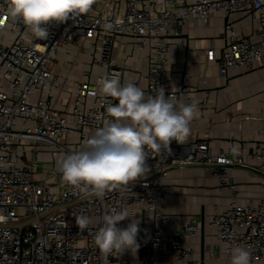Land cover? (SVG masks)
<instances>
[{"label": "built area", "instance_id": "obj_1", "mask_svg": "<svg viewBox=\"0 0 264 264\" xmlns=\"http://www.w3.org/2000/svg\"><path fill=\"white\" fill-rule=\"evenodd\" d=\"M120 1L124 4L121 17L115 13L113 0H96L89 13L50 24L48 38L39 40L21 22L10 20L8 0H0V264H131L123 253L102 255L94 237L104 214L126 211L131 216L136 208L155 223L149 235L139 239L141 258L137 264H169L165 260L168 253L176 263L198 264L190 259L192 251L187 244L200 227L196 220L186 222L176 236L163 235L169 225L163 209L167 169L191 164L214 165L213 175L230 192L228 206L214 215L209 225L217 231L226 261L231 249L240 245L251 251V264L264 263V180L259 203L243 208L236 205L234 186L226 176L229 167L242 166L249 158L264 177V142L250 152L237 147L238 154H234L233 147L213 153L202 141L174 149L177 143L173 141L171 153H149L146 163L151 171L147 176L130 182L123 190L106 192L103 198L85 194L63 181L36 178L47 171L38 172L32 163H25L28 153L45 149L53 162L51 174L57 176L55 158L78 149L67 143L68 136L78 133L85 144L102 127L108 104L118 101L102 97L96 81L108 75L119 76L123 82L124 71L130 66L129 55L118 61L112 58L118 38L133 41L131 60L142 58L143 51L147 53L146 74L130 79L146 95H155L163 88L166 96H175L178 101L191 99L193 89L167 83L170 63L166 38L178 37L189 23L207 24L213 16L229 19L252 13L258 38V44H251L230 27L225 50L218 57L213 49L206 53L208 62L217 63L220 76L225 77L228 70L252 72L264 66V48L263 53L260 51L264 44V0ZM106 22L114 28L106 31ZM86 43V55L91 56L96 72L80 70L78 81L68 87V79L53 74L50 66L60 50L72 47L69 73L81 60ZM68 89L72 97L64 115L56 103ZM54 91L56 95H52ZM35 92L39 96L32 101ZM79 215L91 219L87 229L77 226ZM118 227L123 228V221Z\"/></svg>", "mask_w": 264, "mask_h": 264}, {"label": "crops", "instance_id": "obj_2", "mask_svg": "<svg viewBox=\"0 0 264 264\" xmlns=\"http://www.w3.org/2000/svg\"><path fill=\"white\" fill-rule=\"evenodd\" d=\"M113 1L115 13L121 17L124 4L120 0ZM252 16V13L238 14L229 19L213 16L207 24L200 21L189 23L178 37L166 38L170 63L167 83L169 85L181 83L193 89L191 99L183 102L195 101L200 112L199 117L191 124L188 140L184 144L173 145L174 149L177 145L185 146L202 141L213 153L226 151L230 147H241L244 152H250L253 147L264 142V66L252 72L228 70L226 76L222 77L217 63L208 62L206 59L209 49H213L216 57L225 50L227 30L230 27L239 33L241 39L258 44L255 35L256 23ZM12 39L11 36L10 40ZM132 44L131 39L118 38L113 47L114 61H118L123 55H129L130 66L124 71L123 82L139 74L145 75L147 72L146 51H143L142 58L136 60L133 57L131 60ZM262 45L260 51L263 53L264 44ZM88 48L89 45L86 43L80 54L81 60L73 65L69 73L67 69L71 59L68 53H73L72 47L60 50L50 66L53 74L68 79V87H72L78 81L80 70L90 69L96 72V68L91 66V56L86 55ZM56 94L55 91L52 92V95ZM38 96L39 93L35 92L31 100H36ZM71 97L69 89L57 97L56 108L64 115L70 108ZM66 141L68 144L77 145L78 149L84 147L78 133L72 132ZM58 158L54 160L55 170ZM24 161L32 163L38 172L40 169L47 171L44 176L36 178L62 182L61 174L57 176L51 174L53 162L47 150L38 149L28 153ZM256 168V162L245 158L242 166H233L226 170L228 181L234 186L235 203L239 207L256 206L259 203L264 177ZM164 192L163 209L169 218V225L163 230V235L176 236L186 222L194 219L203 226L202 229L199 227L195 237L187 242L192 251L190 259L198 264H231V260L225 259L217 231L209 226L211 218L226 209L230 196V192L220 186L218 177L213 175L212 167L168 168ZM132 215L139 221L137 236L139 244V239L147 237L155 223L145 219L139 208L134 209ZM130 222V219H125L123 228ZM122 257L131 264H137L141 258L140 247L136 252L126 250ZM165 260L169 264H179L170 253L165 256Z\"/></svg>", "mask_w": 264, "mask_h": 264}, {"label": "clouds", "instance_id": "obj_3", "mask_svg": "<svg viewBox=\"0 0 264 264\" xmlns=\"http://www.w3.org/2000/svg\"><path fill=\"white\" fill-rule=\"evenodd\" d=\"M96 0H8L7 15L21 22L39 40L48 38V26L76 19L90 12ZM2 27V25H0ZM114 24L106 22L104 29ZM96 84L102 97L113 98L107 118L85 141L84 147L61 155L56 170L62 181L85 194L103 198L106 192L123 190L130 182L147 176L151 171L146 161L149 153H171L173 141L184 144L191 133V124L200 115L195 101L185 103L175 96L165 95L160 88L155 95L131 80L121 82L119 76H100ZM234 154L238 148L233 147ZM126 211H112L102 217V226L95 233L94 242L102 255L126 250L136 252L139 221ZM125 219L131 222L120 228ZM3 220V217H0ZM79 229L92 223L86 215L76 218ZM252 253L237 245L231 249V264H251Z\"/></svg>", "mask_w": 264, "mask_h": 264}, {"label": "water", "instance_id": "obj_4", "mask_svg": "<svg viewBox=\"0 0 264 264\" xmlns=\"http://www.w3.org/2000/svg\"><path fill=\"white\" fill-rule=\"evenodd\" d=\"M186 166H201V167H202V166H211V167H212V166H214V165L191 164V165H186ZM202 226H203V225H202V224H200V229H202Z\"/></svg>", "mask_w": 264, "mask_h": 264}]
</instances>
